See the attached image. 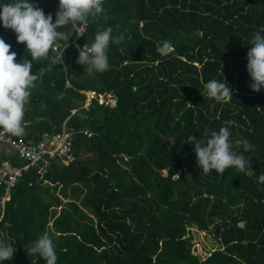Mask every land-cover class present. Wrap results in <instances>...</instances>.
Listing matches in <instances>:
<instances>
[{"label":"trees","instance_id":"trees-1","mask_svg":"<svg viewBox=\"0 0 264 264\" xmlns=\"http://www.w3.org/2000/svg\"><path fill=\"white\" fill-rule=\"evenodd\" d=\"M32 2L55 20L58 0ZM103 7L109 18L90 20L76 45V25L59 29L71 36L63 65L33 62V74L50 70L32 89L21 137L35 141L64 121L73 140L69 159L52 160L43 173L29 166L10 187L0 241L16 251L2 264H46L27 254L43 233L57 264H264V90L250 88L246 70L249 40L264 35V0H103ZM109 26L124 40L110 43L108 71L89 72L77 63V45ZM0 38L18 62L31 59L2 23ZM162 41L172 45L166 56L157 52ZM211 79H225L230 101L204 94ZM87 89L111 90L116 103L92 100L69 114ZM221 127L251 169L201 172L187 136L206 140ZM242 139L251 151L237 147ZM4 158L21 163L0 147ZM195 230L212 234L203 254Z\"/></svg>","mask_w":264,"mask_h":264},{"label":"clouds","instance_id":"clouds-1","mask_svg":"<svg viewBox=\"0 0 264 264\" xmlns=\"http://www.w3.org/2000/svg\"><path fill=\"white\" fill-rule=\"evenodd\" d=\"M101 16L105 20L109 18L103 7V0H58L54 21L52 14L46 15L32 0H11L0 5V23L5 29L14 32L17 43L23 44L25 53L31 57L30 60L21 58L18 62L17 54L11 51V45L0 38V129L5 134L16 137L25 134L24 117L32 89L42 79L45 71L50 70V67L41 68L33 74V62L50 60V65L64 64V50L68 47L71 36L59 29L68 25H87L90 20L95 21ZM123 40L122 34L113 36L112 27H103L96 31L90 44L83 47L77 45V63L87 66L89 72H106L110 69L107 55L110 43L120 44ZM60 41H66L62 50ZM249 45L246 70L252 80L250 88L259 92L264 90V35L254 33ZM171 48L169 41H162L157 45V52L166 56ZM50 53L54 55L50 56ZM203 89L209 99L221 103L230 101L233 96L225 79L223 82L211 79L203 84ZM230 135L228 127H221L219 131H211L206 140L187 136L186 142L194 144L196 162L203 174L209 175L215 170L218 175H222L230 167L241 172L251 169L250 158L233 150ZM240 146L244 152L251 151L253 147L243 139L237 145ZM259 180L264 183V174L259 176ZM15 251L11 241H0V264L11 261ZM27 254L39 256L46 264H57L55 244L48 233L41 234L28 247Z\"/></svg>","mask_w":264,"mask_h":264},{"label":"built area","instance_id":"built-area-1","mask_svg":"<svg viewBox=\"0 0 264 264\" xmlns=\"http://www.w3.org/2000/svg\"><path fill=\"white\" fill-rule=\"evenodd\" d=\"M85 25L77 24L75 26V37L70 41L76 45V38L81 36ZM85 44H80L83 47ZM84 93V99L80 106L69 108V114L77 108H87L92 100L97 104L111 107L116 103V94L111 90L96 91L94 89L81 90ZM82 132L89 134L86 128ZM73 140L72 130L62 121L58 129L51 131H42L40 137L32 141L21 136H11L5 134L0 129V146L5 144L12 149L21 163H10L7 158L0 162V186L3 192L0 194V207H3L5 200L9 198V189L16 182L17 178L26 171L29 166L35 165L39 173L46 171V166L54 159L66 161L70 158V150ZM176 173L173 175L175 176Z\"/></svg>","mask_w":264,"mask_h":264},{"label":"rangeland","instance_id":"rangeland-1","mask_svg":"<svg viewBox=\"0 0 264 264\" xmlns=\"http://www.w3.org/2000/svg\"><path fill=\"white\" fill-rule=\"evenodd\" d=\"M193 235L195 250L203 254V246L210 247L213 241L212 234L208 231L195 230Z\"/></svg>","mask_w":264,"mask_h":264},{"label":"crops","instance_id":"crops-1","mask_svg":"<svg viewBox=\"0 0 264 264\" xmlns=\"http://www.w3.org/2000/svg\"><path fill=\"white\" fill-rule=\"evenodd\" d=\"M1 148H3V149H5V150H8V146L7 145H5V144H1V146H0Z\"/></svg>","mask_w":264,"mask_h":264}]
</instances>
